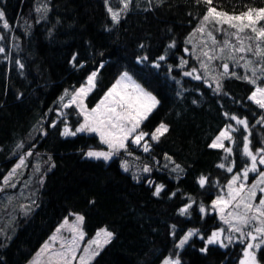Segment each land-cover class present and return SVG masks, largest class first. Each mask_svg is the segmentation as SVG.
<instances>
[{
  "label": "trees",
  "instance_id": "16d2710c",
  "mask_svg": "<svg viewBox=\"0 0 264 264\" xmlns=\"http://www.w3.org/2000/svg\"><path fill=\"white\" fill-rule=\"evenodd\" d=\"M216 3L231 13V5L261 7L264 0ZM44 6L46 12L36 11ZM0 10L10 25V30L0 25L5 48L0 53V177L19 154L31 151L33 158H50L40 171L43 178L35 190L36 207L17 219L12 237L0 249V264H25L61 219L72 213L84 217L85 239L101 227L115 234L90 264H158L177 252L181 264H236L242 252L239 243L227 248L211 245L203 253L204 242L193 236L183 249L175 247L189 229H199L207 237L218 226L216 214H201L199 206H207L232 175L250 164L242 154L243 136L249 135L253 151L264 143V124L257 123L264 111L248 100L253 85L226 78L222 92L216 93L211 76H205L209 87L203 79L181 74L200 64L191 53L184 54V49L191 46L188 41L206 7L195 0H133L115 25L104 0H0ZM243 10L237 7L235 13ZM194 41L202 47L201 34ZM173 42L175 46L169 48ZM73 54L77 55L75 64ZM161 55L166 60L154 67L151 62ZM143 56L148 61L138 62ZM181 58L188 62L183 67L178 66ZM17 60L24 65L22 69ZM218 63L212 61L215 67ZM97 69L96 87L85 100L88 107L124 71L160 102L141 130L152 132L163 122L168 131L158 142L148 140L151 150L147 153L139 146L129 148L142 168H152L143 175L136 169L139 182L120 169L124 154L107 162L84 157L86 149L102 147L95 135L60 134L64 119L54 117L57 96L65 89L73 91ZM236 70L244 73L243 68ZM225 112L247 118L248 130ZM64 113L71 128L81 120L73 106ZM53 121H57L55 127ZM229 124L239 129L230 130L234 139L224 143L232 153L210 148L214 137ZM18 144L23 147L17 148ZM176 165L180 168L173 171ZM258 168L264 170L262 165ZM201 176L208 178L203 187L198 183ZM158 184L165 187L155 196ZM185 204L192 207L188 215H181L179 209ZM172 225L176 226L175 237ZM257 256L264 264L259 252Z\"/></svg>",
  "mask_w": 264,
  "mask_h": 264
},
{
  "label": "snow or ice",
  "instance_id": "6c2138e0",
  "mask_svg": "<svg viewBox=\"0 0 264 264\" xmlns=\"http://www.w3.org/2000/svg\"><path fill=\"white\" fill-rule=\"evenodd\" d=\"M132 2L133 0H115V3L122 5V7H117L114 10V7L109 6L110 0H104V4L114 25L120 22L122 14L129 10ZM158 2L163 3V0H158ZM195 3L198 5L203 4L206 7V11L200 23L194 29V32L206 35L207 38L202 41L201 52L196 59L200 61V68L204 69L205 73L211 76V79L215 82L213 91L216 93L222 92V81L226 78L244 80L254 86V90L248 96V100L254 102L261 110H264V7H251L240 4L231 5V0H226V3L230 4L233 8V12L230 13L223 10L222 4L216 3L214 5V0H195ZM241 6L245 10L235 14V9ZM36 11L46 12L47 6L37 8ZM0 21H3V29L10 30V25L5 19V13L2 10H0ZM216 33L221 34L223 39L218 40ZM233 37L235 38L234 41ZM3 40L4 36L0 35V41ZM174 46L175 42L168 45L169 48ZM140 47L143 48V45ZM187 51L189 50L185 48V52ZM4 52L5 48L0 44V53ZM76 59L77 55L73 54L71 62L75 64ZM137 59L140 63L148 61L147 56L138 57ZM165 60L166 56L161 55L151 63L154 67L159 68L160 62ZM212 61L220 62L215 69L212 66ZM229 62L232 65L231 70ZM187 63L186 60L181 58L180 65L178 66L183 67ZM16 64L21 69L24 67L19 60L16 61ZM80 66L83 67V65ZM100 67H103V65L101 64ZM171 67L169 65V69ZM237 68H243L244 73L240 74L236 70ZM98 71L99 69L91 72L87 76L85 83L81 84L79 88L74 89L69 103L62 105L63 108H69L74 105L78 110L77 115L82 117V121L73 130L68 125L67 113L60 112V116L65 117L62 121L64 127L61 130V136H76L77 133L85 132L98 134L101 143L106 145L108 150L90 148L84 155L87 158L102 159L105 162L120 155L121 150L127 153V155H132V152L129 151V144L142 147L144 152H149L151 144L148 140H145V137H148L151 141L158 142L168 131V125L163 122L155 127L152 132L141 130V125L149 119L150 114L157 108L160 103L159 100L152 92L137 83L127 71H124L116 78L115 82L108 88L95 106L89 108L85 100L96 87ZM197 71V68L193 67L191 71H186L183 75L193 77L196 80L203 79L208 84L205 76L200 74L194 75ZM208 86L212 87L211 84H208ZM65 95H68L67 89L65 90ZM63 100L64 96L60 98L61 103ZM49 111L52 110L50 109ZM224 115L235 120L237 125H242L246 131L248 130L249 123L247 118H239L227 112ZM56 123L57 121H53L51 126L55 127ZM257 123L264 124V114L260 116ZM229 130L238 131L239 129H233L230 124L226 125L225 129L220 131L209 147L222 148L226 153L231 154L233 149L225 147L223 143L224 140L234 139ZM142 141L143 144L141 143ZM22 147V144L17 145V148ZM242 154L250 159V164H245L239 172H236L232 176L226 185V194H218L211 202V208L219 211V218L227 225V228L213 230L207 237L203 236L199 229H189L178 239L175 245L177 249H183L193 236H199L204 242V247L200 249L203 253H206L211 245L227 248L234 243H239L242 246L244 257L240 260V264H260L257 253L259 252L261 257L264 258V187H262L264 185V171L259 170L258 165H264V143L253 151L249 135H244ZM26 155H32L31 151L26 153ZM165 158L171 159L167 154H165ZM225 159H227V156ZM23 166H25L24 155L20 157L19 162L13 170L4 177L3 184L15 187V185L9 184V181L16 173V170ZM122 167L125 171L129 170L127 161L122 162ZM218 167L224 168L225 165L220 164ZM179 168L180 166L176 165L173 171ZM142 171L150 173L152 168L145 165ZM227 171L231 173L233 172V168L228 167ZM250 173H255L256 177L252 180L251 184H247L246 182L249 179ZM133 179L139 182L140 177L134 175ZM207 180V177L201 176L198 179V183L203 187L207 183ZM153 183L151 180L148 181L149 186H152ZM164 187L163 184L156 185L153 195L159 196ZM2 190L3 188H0V191ZM257 191L261 193L258 202H256ZM172 195L174 196L175 193H172ZM191 207V204H185L179 209V213L181 215H188ZM199 212L202 214L206 212V207L202 203L199 206ZM75 219L77 222L82 223L84 217L75 214ZM67 224L68 219L66 217L64 224L60 228H57L56 233H60ZM175 228L176 226L172 225L173 231L171 234L174 237L176 235ZM69 231L72 233L71 239L61 240L60 249L49 254V264H73V261H76L77 264H90V261L99 254L98 251H92L91 246L95 245L97 249H101L104 245L110 243L115 235L106 228L100 229L96 233L95 238L89 240L80 252V255L77 256L80 248L79 242L84 239V233L78 225L71 226ZM55 240L56 234L50 237V241L54 242ZM49 247L50 243L46 241L42 246L41 252L48 251ZM163 264H181L179 253L177 252L174 257H165Z\"/></svg>",
  "mask_w": 264,
  "mask_h": 264
},
{
  "label": "rangeland",
  "instance_id": "374dc122",
  "mask_svg": "<svg viewBox=\"0 0 264 264\" xmlns=\"http://www.w3.org/2000/svg\"><path fill=\"white\" fill-rule=\"evenodd\" d=\"M104 6H105V4H104ZM109 6L114 7V10L117 7H119L113 0H110ZM120 7H122V6H120ZM261 7H264V5L261 6ZM105 8H106V6H105ZM235 14H238V13H235ZM2 23H3V21H0L1 28L3 29ZM199 34H201V33H199V32L194 33L193 34L192 41H188L191 44V46L187 48L189 51L185 52V49H184V54L187 55V54L191 53L192 57H194L195 59H196L197 56L200 55L201 48H202V47H198L195 44V41H194L195 38ZM0 35H1V30H0ZM216 36H217V39L218 40H222L223 39V36L221 34H219V33H216ZM201 39L202 40L205 39L204 35H202V34H201ZM234 40H235V38L233 37V41ZM1 43H2V41H0V44ZM198 62H200V61L198 60ZM229 63L231 65V62H229ZM212 66L215 69V66L214 65H212ZM195 68H197L198 71L194 75L200 74V75H203V76H209V75H207L205 73V70L204 69L200 68V64H198V66H196ZM191 69L192 68H188V69L182 71L181 74L183 75L184 72L191 71ZM199 70H200V73H199ZM183 76H185V75H183ZM187 77H189L191 79H194L193 77H190V76H187ZM86 78H85V80H84V82L82 84L85 83ZM115 80H114V82H115ZM111 85H110V87H111ZM80 86H81V84L79 86H77L76 88H79ZM65 90L61 94H59L57 96V98H56L57 107L54 110V117H55V119H59V118L65 119V117L60 116L59 113L60 112H64L65 108H63L62 105L69 103L71 94L74 91V90L73 91H68V95H65ZM253 90H254V88H253ZM104 93L101 95V97L104 95ZM62 96H64V100L61 103L60 98ZM100 98L98 99V101L100 100ZM252 103H254V102H252ZM95 104L93 106H95ZM72 106L75 108L74 105H72ZM93 106H91V107H93ZM91 107H89V108H91ZM75 110H76V112H78V110L76 108H75ZM80 118H81V120H80V122H81L82 121V117H80ZM77 126H78V124L74 128H72V129L75 130V128ZM63 127H64V124L61 126L60 133H61V130L63 129ZM224 129H225V127H223L221 130H224ZM220 131H219V133H220ZM41 133H43V131ZM219 133L216 136H218ZM77 134H92V135H95L96 138L98 139V141L100 142V144L102 145V147L101 148H91V149H95V150H105V151L108 150L107 149V146L101 143L98 134H96V133H86V132L85 133H77ZM216 136L214 137V139L216 138ZM145 140H149V138L148 137H145ZM226 141L227 140H224L223 143H225ZM141 143L143 144V141ZM134 146L135 145L129 144V148H131V149H133ZM140 148L142 149V147H140ZM89 149L90 148L86 149L85 152H87ZM129 151H131V150L129 149ZM122 154H124V157L122 159L121 158L119 159V167H120V169L122 171H124V172L129 173L132 178L137 173L136 169L140 170L141 173H142V175H143V173H144L142 171L143 168H142V165L140 164V162H137V157H136L137 155L134 154L133 152H132V155H127V153H125L123 150H121L120 155H122ZM22 155L25 156V166L17 169L16 170V173L12 176V178L9 181V184L15 185V187H9L7 185H4L3 184L4 177L7 176L10 171L13 170V168L19 162V159H20V157ZM22 155L19 154V157H17L15 159V162H14L13 166L11 168H9L0 177V188H3V190L0 191V229H2V231H0V249L2 247H4L6 245V243L8 242V240L12 237V235H13V233L15 231V223H16L17 219L19 217H22V216L24 217L27 212L33 211L35 209V207H36V197H35L36 196V191L35 190H36V187L37 186L38 187L41 186V182H42V178H43L40 175V171L49 162L48 157H35V158H33L32 157L33 155H30L29 156V155H26V153L25 154H22ZM84 157L87 158L85 155H84ZM88 159H92V158H88ZM123 161H127V166H128V169H129L128 171H125L124 168L122 167V162ZM262 166H263V169H264V165H262ZM262 171H264V170H262ZM250 174H252L253 177L248 179V181L246 182L247 184H251L252 180L255 179V177H256V174L255 173H250ZM250 174H249V176H250ZM232 176L230 177L229 180H231ZM227 183L223 186L224 188L221 190V192H219V194H221V195L226 194V192H227V188H226ZM32 187H34V188L32 189ZM262 187H264V185H262ZM260 195H261V193H259V191H257V201L256 202H258ZM215 198L216 197H214L213 199H215ZM212 200L205 207H206V212H214L216 214V217H217L218 221H219L218 226L215 229H213V230H216L218 228H227V225H225L223 223V221H221L220 218H219L220 217L219 211L216 210V209L211 208V202H212ZM75 214H79V213H72L69 216H66L67 219H68V224L61 230L60 233H56L57 228H60V226L62 224H64V221H65V218L66 217H64L63 219H61V221L56 225V227L48 235L47 239H45L40 244V246L37 248V250L33 253V255L30 257V259H28V261L25 264H49V254L51 252H54V251H57V250L60 249L61 240L62 239H71L72 233L69 231V228L71 226H73V225H78L79 228L82 230V223L76 221ZM102 228H104V227L98 228L90 238L85 239V237H84V239L79 242L80 243V248H79V250L77 252V256L80 255V252L83 250L84 246L87 245V242L89 240L95 238L96 233L100 229H102ZM211 232L208 235H210ZM54 234H56V240L54 242H52V241H50V237H52ZM236 235H238V234H236ZM46 241H48L50 243V247H49L48 251L41 252L42 246L45 244ZM91 250L92 251H99L100 249H97L95 245H92L91 246ZM38 253H40V255H38ZM166 257H168V256H166ZM243 258L244 257H243V251H242L241 252V257L237 261L236 264H240V260L243 259ZM164 259H165V257L158 264H163V260ZM73 264H77V262L76 261H73Z\"/></svg>",
  "mask_w": 264,
  "mask_h": 264
}]
</instances>
